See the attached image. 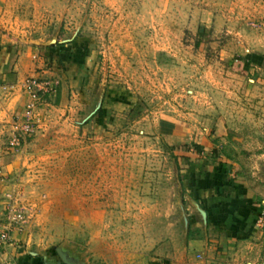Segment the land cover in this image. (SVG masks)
Masks as SVG:
<instances>
[{"label":"rangeland","instance_id":"obj_1","mask_svg":"<svg viewBox=\"0 0 264 264\" xmlns=\"http://www.w3.org/2000/svg\"><path fill=\"white\" fill-rule=\"evenodd\" d=\"M0 31V243L203 264L189 185L264 187V0H0Z\"/></svg>","mask_w":264,"mask_h":264},{"label":"crops","instance_id":"obj_2","mask_svg":"<svg viewBox=\"0 0 264 264\" xmlns=\"http://www.w3.org/2000/svg\"><path fill=\"white\" fill-rule=\"evenodd\" d=\"M0 119H3L1 104ZM5 158H0V163L5 164ZM260 186L243 179L197 181L189 185L188 209L194 230L201 235L195 237L190 249L200 254V262L244 264L248 259V263L254 264L264 255L259 241L264 235V187ZM199 207L207 212V220L203 223L199 219ZM15 232L12 236L14 242L0 243V264H43L39 259L18 251L21 235ZM221 247L223 249L219 250ZM249 249H252L251 253Z\"/></svg>","mask_w":264,"mask_h":264},{"label":"built area","instance_id":"obj_3","mask_svg":"<svg viewBox=\"0 0 264 264\" xmlns=\"http://www.w3.org/2000/svg\"><path fill=\"white\" fill-rule=\"evenodd\" d=\"M32 88H35V92H33L32 90H31V96H32V98H34L35 99V101H36V99L38 98V96H39V93L40 92H42V91H40V90H42V89H44V87L42 86V85H40V83H38V82H34V84L32 85ZM45 92H48V91H46V89H45ZM33 105H35V103L34 104H30L29 105V108H32V106ZM30 129V124H27V126H26V130H29ZM17 142V139L16 138H14V141H12V144H15ZM8 231H10V228L8 227V226H4V227H2V226H0V237L2 238V239H6V238H8V236H7V232Z\"/></svg>","mask_w":264,"mask_h":264},{"label":"water","instance_id":"obj_4","mask_svg":"<svg viewBox=\"0 0 264 264\" xmlns=\"http://www.w3.org/2000/svg\"><path fill=\"white\" fill-rule=\"evenodd\" d=\"M199 211H200L201 215L203 216L204 221H206L207 220V212L200 207H199Z\"/></svg>","mask_w":264,"mask_h":264},{"label":"trees","instance_id":"obj_5","mask_svg":"<svg viewBox=\"0 0 264 264\" xmlns=\"http://www.w3.org/2000/svg\"><path fill=\"white\" fill-rule=\"evenodd\" d=\"M0 40H1V31H0ZM193 147L195 148V150L200 151L201 150V146L194 144Z\"/></svg>","mask_w":264,"mask_h":264}]
</instances>
